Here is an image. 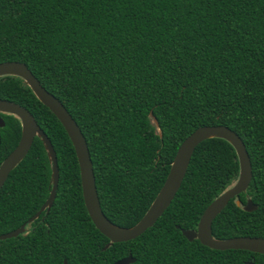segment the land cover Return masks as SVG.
I'll list each match as a JSON object with an SVG mask.
<instances>
[{
	"label": "trees",
	"instance_id": "trees-1",
	"mask_svg": "<svg viewBox=\"0 0 264 264\" xmlns=\"http://www.w3.org/2000/svg\"><path fill=\"white\" fill-rule=\"evenodd\" d=\"M4 61L26 64L76 121L112 223L139 221L191 132L224 125L244 142L252 177L215 217L211 233L264 237V0H0ZM0 98L34 116L59 170L52 205L28 222L52 187L51 163L36 136L0 188V234L26 227L0 240V264H113L129 254L130 264L264 261V254L212 249L181 232L196 229L205 207L236 181L239 161L227 140L200 142L153 226L103 249L109 239L89 217L77 157L59 120L18 76L0 77ZM0 115L1 163L18 143L21 123ZM247 198L255 210H244Z\"/></svg>",
	"mask_w": 264,
	"mask_h": 264
},
{
	"label": "water",
	"instance_id": "water-1",
	"mask_svg": "<svg viewBox=\"0 0 264 264\" xmlns=\"http://www.w3.org/2000/svg\"><path fill=\"white\" fill-rule=\"evenodd\" d=\"M5 75L20 77L23 82L30 87L37 99L56 116L65 129L77 157L85 207L95 227L109 239V242L106 243L103 249L108 248L115 242L134 239L146 229L152 227L170 205L180 188L195 147L207 138L219 137L227 140L236 151L239 161L238 177L232 185L222 191L205 207L199 217L196 229H182L181 232L188 240L198 239L201 244L212 249H241L264 254V237L235 236L226 239H217L211 233V225L215 217L224 209L231 199L247 190L252 177L250 157L244 142L235 131L224 125H204L191 132L178 146L168 174L146 212L133 226L120 227L112 223L102 211L86 140L80 127L62 102L47 91L26 64L22 62H0V77ZM0 113L14 115L21 123V134L18 143L0 163V188L4 184L9 173L26 156L36 136L40 137L42 140L51 163L52 187L50 194L37 213L29 219L28 222H31L43 210L49 209L55 198L59 180L56 153L48 136L40 128L34 116L25 107L13 101L0 98ZM149 115H151V112ZM152 120L154 124L157 125V121L154 117H152ZM4 124V120L0 115V127H3ZM236 203L240 205L238 199ZM243 208L246 211H253L257 206L250 198H247ZM25 228V224H23L17 229L2 233L0 234V240L17 236L23 233ZM134 261L135 258L129 254L115 261L113 264H130ZM64 264H68L66 260H64ZM248 264H264V261L261 263L248 261Z\"/></svg>",
	"mask_w": 264,
	"mask_h": 264
},
{
	"label": "rangeland",
	"instance_id": "rangeland-1",
	"mask_svg": "<svg viewBox=\"0 0 264 264\" xmlns=\"http://www.w3.org/2000/svg\"><path fill=\"white\" fill-rule=\"evenodd\" d=\"M26 231V228L24 229V232Z\"/></svg>",
	"mask_w": 264,
	"mask_h": 264
}]
</instances>
